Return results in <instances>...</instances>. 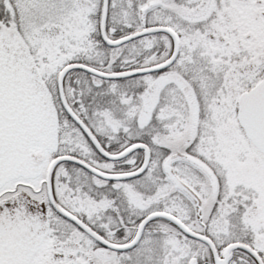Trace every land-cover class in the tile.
<instances>
[{
  "label": "snow or ice",
  "instance_id": "obj_1",
  "mask_svg": "<svg viewBox=\"0 0 264 264\" xmlns=\"http://www.w3.org/2000/svg\"><path fill=\"white\" fill-rule=\"evenodd\" d=\"M0 264H264V0H0Z\"/></svg>",
  "mask_w": 264,
  "mask_h": 264
}]
</instances>
